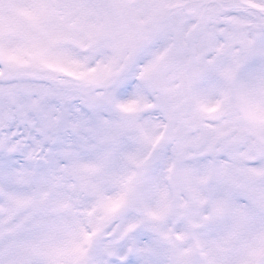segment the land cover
Instances as JSON below:
<instances>
[{
    "label": "snow or ice",
    "instance_id": "snow-or-ice-1",
    "mask_svg": "<svg viewBox=\"0 0 264 264\" xmlns=\"http://www.w3.org/2000/svg\"><path fill=\"white\" fill-rule=\"evenodd\" d=\"M0 264H264V0H0Z\"/></svg>",
    "mask_w": 264,
    "mask_h": 264
}]
</instances>
